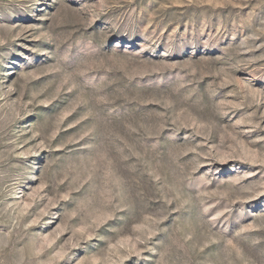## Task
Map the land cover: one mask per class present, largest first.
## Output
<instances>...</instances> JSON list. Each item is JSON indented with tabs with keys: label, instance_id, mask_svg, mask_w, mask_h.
Here are the masks:
<instances>
[{
	"label": "rangeland",
	"instance_id": "obj_1",
	"mask_svg": "<svg viewBox=\"0 0 264 264\" xmlns=\"http://www.w3.org/2000/svg\"><path fill=\"white\" fill-rule=\"evenodd\" d=\"M0 264H264V0H0Z\"/></svg>",
	"mask_w": 264,
	"mask_h": 264
}]
</instances>
